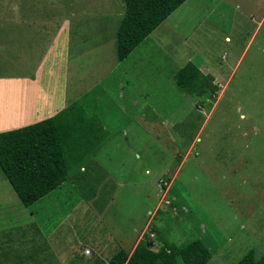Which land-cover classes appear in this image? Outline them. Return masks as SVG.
Instances as JSON below:
<instances>
[{"label":"rangeland","instance_id":"1","mask_svg":"<svg viewBox=\"0 0 264 264\" xmlns=\"http://www.w3.org/2000/svg\"><path fill=\"white\" fill-rule=\"evenodd\" d=\"M19 3L0 0V77L31 75L54 33V25L19 27ZM212 4L200 0L197 19ZM71 6L75 16L66 30L67 79L82 92L74 100L83 109L82 124L91 123L99 139L88 151L77 149L81 159L76 154L67 179L32 208V219L21 224L25 234L11 228L25 238L18 244H47L44 253L54 263L58 253V264H87L77 255L81 248L75 257L60 252L69 239L78 247L88 240L92 254L105 249L106 261L118 248L129 254L146 239L153 250L162 240L181 244L198 239L211 254L205 264H233L249 249L256 258L262 255L264 26L233 34L220 27L207 50L208 66H199L210 77L211 96H193L174 77L184 54L200 44L183 41L195 18L182 14L184 5L121 60L113 41L122 2L72 0ZM207 44L203 39L197 63ZM45 92L36 89L27 99L33 111L42 107ZM18 250L24 256L35 252ZM90 258L88 264L103 263L92 260L96 255Z\"/></svg>","mask_w":264,"mask_h":264},{"label":"crops","instance_id":"2","mask_svg":"<svg viewBox=\"0 0 264 264\" xmlns=\"http://www.w3.org/2000/svg\"><path fill=\"white\" fill-rule=\"evenodd\" d=\"M5 1L10 2L16 0ZM117 1L119 2V0ZM190 1H192L194 5L185 6L186 3L189 4ZM19 2L20 10H18V16L23 18L18 20L19 27H21V23H23L25 26H42L43 29H47L49 25H54L55 29L52 37L48 38L46 43L44 42L45 52L38 61V64L35 65V69L31 75H5L0 77V132L16 129L50 117L75 99L79 98L78 96L82 93L79 91L76 92L77 87L72 84V81L67 79V71L70 70V68L68 67V60L65 61V57H67L66 50L68 49L66 30L71 19L75 16V11L70 8L72 0H68L65 3L60 0H19ZM199 2L200 0H184L176 7L179 8L184 5L187 9L183 10L182 14L187 17H195L191 26L187 27L186 33L183 34V41L186 42L187 40L196 39L200 42L198 46L191 47L192 50L184 54L185 59L180 62V64H182L180 67L187 62H191L198 69L199 66H208L209 52L207 50L212 43L215 42L217 32L222 26H226L230 29L232 34L235 33V29H244L246 26L253 25V32L264 26V0H213V4L210 5L206 15L197 19V4ZM122 14L123 8L121 17ZM18 24L15 25L17 31ZM7 30L11 31V26ZM25 31L26 30H23L24 36L21 34V38L25 37ZM115 31L113 44L115 57L117 58L115 52ZM229 38L227 34L223 36L224 40H228ZM203 39L208 44L202 54L200 53V61L197 63V55H199L198 50L203 46ZM10 40V38L7 39V41ZM0 46L3 47L4 44H0ZM29 48L31 49L30 46ZM180 64H178L177 67ZM180 67H178L177 70ZM41 88L46 91L45 100L40 105L42 107H40L39 110L33 111L27 105V99H30V95L34 94L36 89ZM88 125H91V123L84 125V127L87 128ZM91 128L94 130L93 127ZM86 137L89 138L90 135L88 134ZM93 158H95V156H93ZM38 201L28 206L23 205L9 182L0 172V264H9V258H11V256L19 260L16 264L21 261H29V259L35 260L29 261L30 264H38V262H41V264H58V253L55 256L57 260L56 263H54V259L49 252L47 255L44 253L47 244H32L30 241L27 247H29L30 251L34 250L35 252H30L26 256L21 254L18 250L19 247H27L18 244V242L24 241L25 238L23 236V240H21L11 231L12 227L13 229L18 228V230L23 232L21 233L22 235L25 234V226L21 224L28 223L32 219V208ZM82 237L88 239L87 235H82ZM68 242L69 243L66 242L62 245L60 252L64 253L63 255L71 253L70 255L75 257L76 249L81 248L82 251L77 255L80 256L85 263L88 264L89 259H91L90 255L97 256V258H92V260L98 259L99 263L100 260L103 261L102 264L106 263L105 249H99L98 254H92L89 252L90 243L88 240H85L84 244L80 247H78L76 243H73L71 239H69ZM36 253L38 255L37 260L34 256Z\"/></svg>","mask_w":264,"mask_h":264},{"label":"trees","instance_id":"3","mask_svg":"<svg viewBox=\"0 0 264 264\" xmlns=\"http://www.w3.org/2000/svg\"><path fill=\"white\" fill-rule=\"evenodd\" d=\"M123 14L116 28L115 52L118 60L161 23L184 0H121ZM175 84L193 96L209 95L208 75L191 62L175 72ZM83 109L78 101L37 122L0 132V172L25 206L38 201L67 179L68 164L98 143L99 135L92 125L82 124ZM93 136L89 141L86 135ZM85 136V138H84ZM81 137L86 140L84 143ZM81 144V148L79 147ZM75 161V160H74ZM151 240H140L128 254L115 250L105 264H205L208 248L198 239L181 244L162 240L156 250ZM233 264H264V253L255 257L247 250Z\"/></svg>","mask_w":264,"mask_h":264}]
</instances>
